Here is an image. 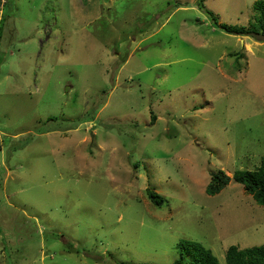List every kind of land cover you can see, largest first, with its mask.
<instances>
[{"label": "rangeland", "instance_id": "rangeland-1", "mask_svg": "<svg viewBox=\"0 0 264 264\" xmlns=\"http://www.w3.org/2000/svg\"><path fill=\"white\" fill-rule=\"evenodd\" d=\"M198 1L0 0V264H174L182 239L225 264L264 244L243 184L207 192L264 155V39ZM255 1L205 5L248 27Z\"/></svg>", "mask_w": 264, "mask_h": 264}, {"label": "trees", "instance_id": "trees-1", "mask_svg": "<svg viewBox=\"0 0 264 264\" xmlns=\"http://www.w3.org/2000/svg\"><path fill=\"white\" fill-rule=\"evenodd\" d=\"M198 4L210 15L214 21L213 26L220 27L230 34L249 35L257 39H264V0L254 2V14L248 27L228 23L219 24L218 17L207 8L205 0H199ZM2 30V26H0V41ZM136 166L138 167L139 163ZM231 179L243 184L245 190L253 196L257 203L264 204V155L257 168L252 170L236 169L232 177L222 169L213 172L207 186V192L211 195L219 193ZM147 196L156 206H162L166 202V198L152 187L147 189ZM178 247L181 251V257L175 260L174 264H182L188 261L192 264H222L212 249L199 241L182 239L178 243ZM225 264H264V244L246 248H240L238 245L230 246L226 253Z\"/></svg>", "mask_w": 264, "mask_h": 264}]
</instances>
